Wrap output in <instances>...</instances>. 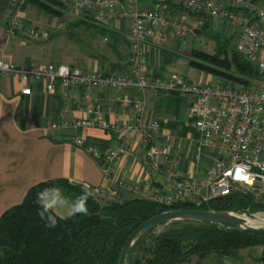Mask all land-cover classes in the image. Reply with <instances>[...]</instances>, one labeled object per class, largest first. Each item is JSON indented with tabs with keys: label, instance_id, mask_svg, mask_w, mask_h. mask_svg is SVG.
I'll list each match as a JSON object with an SVG mask.
<instances>
[{
	"label": "crops",
	"instance_id": "obj_1",
	"mask_svg": "<svg viewBox=\"0 0 264 264\" xmlns=\"http://www.w3.org/2000/svg\"><path fill=\"white\" fill-rule=\"evenodd\" d=\"M38 2L28 0L20 10V18L25 27H34L48 31L54 29L72 31L75 38L73 46L58 50L56 53L45 51L42 43L51 40L32 38L21 32L9 36L6 32L11 26L16 11L12 0H0V53L6 61L25 67H37L53 64H68L83 71H101L108 74L128 73L132 67L130 26L127 19L115 18L102 25L83 21L77 14L70 13L60 3L54 7L60 15L53 13L44 17V11ZM139 8H158L167 19L182 18L191 29L200 28L204 20L185 7L175 4L158 6L154 0H141ZM44 12V13H43ZM189 12L196 22L191 24L184 16ZM37 13H42L38 16ZM208 19L205 20L206 24ZM25 23V24H24ZM226 27L221 34L231 37L233 27L224 21ZM223 26V27H224ZM64 33L60 32L57 34ZM56 34V35H57ZM102 37V41L98 38ZM185 37H172L164 46L148 44L144 51L148 60L150 77H165L176 72L202 84H216L222 81L215 76L194 69L190 64L192 43L182 50ZM52 42V41H51ZM68 45V44H66ZM64 47V45H63ZM54 57V58H53ZM32 96L21 95L22 84L15 76L0 73V217L11 207L20 204L30 188L49 181L64 180L76 186L74 182L86 184L93 189L104 183V174L100 165L84 150L74 144L78 136L108 151L115 143V136L106 130L60 129L50 131L49 126L61 119L62 114L70 119H96V112L87 109L94 102L100 105V118L110 124H125L132 115L130 108H123L113 90L83 88L64 90L57 82L55 91L48 93L44 83L31 84ZM122 95H134V91L125 90ZM91 96V97H90ZM145 122L156 128L158 143L169 152L179 157L178 171L182 176H204L207 169L222 154L221 148H200L199 135L193 127L189 107L179 105V114L175 100L167 93L148 90ZM188 105V101H186ZM109 176L114 182L116 192L113 200L129 201L141 198L130 189L161 187L170 189L166 178L160 173L151 172L143 156V147L139 139L135 140L134 149L127 155L115 159L109 167ZM118 181L128 187H120ZM63 185V184H62ZM66 187V185H63ZM60 187L63 194L68 187ZM68 198V197H67ZM70 200V198H68ZM60 218H69L64 210H57ZM194 264H264V246H255L240 251L238 257L211 253L204 258L195 256Z\"/></svg>",
	"mask_w": 264,
	"mask_h": 264
},
{
	"label": "built area",
	"instance_id": "obj_2",
	"mask_svg": "<svg viewBox=\"0 0 264 264\" xmlns=\"http://www.w3.org/2000/svg\"><path fill=\"white\" fill-rule=\"evenodd\" d=\"M28 0H12L18 9L9 36L18 31L36 39H48L49 32L25 27L20 10ZM70 13L83 21L102 25L115 18L127 19L130 26V72L108 74L101 71H83L68 64H46L25 67L6 61L0 53V73L15 76L22 84L21 95L32 96L31 84L44 83L46 91L53 93L57 82L64 90L83 88L115 91L123 108H130L129 122L110 124L101 118L100 105L95 102L87 109L96 112V119H61L49 126L50 131L60 129L97 128L111 132L115 143L108 151L81 137L74 144L88 153L104 174V183L93 189L96 197L110 198L116 194L109 176L110 164L134 149L136 139L143 147L148 169L166 178L170 189L152 187L130 189L141 198L161 206L192 204L198 209L211 201L245 189L264 197V79H254L251 87H234L224 80L216 84H202L172 72L165 77L148 75V60L144 48L148 44L164 46L172 37H186L193 31L182 18L169 20L158 8H139L141 0H57ZM158 6L182 5L200 15L206 14L214 23L227 22L233 27V47L244 60L264 74V0H154ZM256 86V87H255ZM258 86V87H257ZM125 90L134 95H122ZM148 90L179 93L186 98L194 118L193 127L199 135L200 148H221L222 154L207 169L204 176H182L178 171L179 157L160 145L156 128L145 122ZM91 97V96H90ZM117 185L128 186L118 181ZM175 264H190L179 262Z\"/></svg>",
	"mask_w": 264,
	"mask_h": 264
},
{
	"label": "trees",
	"instance_id": "obj_3",
	"mask_svg": "<svg viewBox=\"0 0 264 264\" xmlns=\"http://www.w3.org/2000/svg\"><path fill=\"white\" fill-rule=\"evenodd\" d=\"M59 4L57 0H47L46 3L38 2V7L48 14L60 15V10L54 7ZM213 37L217 47L213 54L190 50L189 64L193 68L234 79L237 82L232 84L234 87L238 84L250 86L254 79H264L263 73L234 50L232 36H225V41L220 40L221 34ZM203 60L218 67L232 68L234 64L239 76H247L241 79L231 72L225 74ZM162 93L178 101L175 102L176 115L179 114L180 104L190 109L191 104L187 105L186 98L179 93ZM53 186L66 188L65 194L70 200L83 193L79 186L69 185L64 180L43 182L30 188L20 204L11 207L0 217V264H118L125 241L144 221L168 210L198 209L189 203L161 206L143 198L121 202L108 197L89 196L87 216L76 215L64 219L55 214L56 226L47 227L38 215L40 205L36 202V196L41 190ZM262 208L264 197L257 200L254 195L241 191L217 198L199 209L256 214ZM162 225L168 227L159 234H153L156 229L153 228L138 240L130 251L127 264H192L195 256L204 258L217 253L236 258L244 249L264 246V233L239 231L228 225L204 222H169Z\"/></svg>",
	"mask_w": 264,
	"mask_h": 264
},
{
	"label": "water",
	"instance_id": "obj_4",
	"mask_svg": "<svg viewBox=\"0 0 264 264\" xmlns=\"http://www.w3.org/2000/svg\"><path fill=\"white\" fill-rule=\"evenodd\" d=\"M202 26L194 29L188 33L185 37V41L182 44V50L186 49V46L193 42L196 35L201 34L206 30L207 24L205 22L209 17L206 14L201 15ZM67 30H59L56 32H66ZM76 186H79L83 192L88 191L92 198H96V194L93 192V188L86 184L74 182ZM169 222H204L217 225H228L229 228L248 231L255 233H264V218H258L256 214L246 212L235 211H214L203 209H174L159 213L150 219L140 224L125 241L118 260V264H127V259L130 251L138 242V240L146 234L149 230L157 228L158 226ZM252 222H257L259 225L255 226Z\"/></svg>",
	"mask_w": 264,
	"mask_h": 264
},
{
	"label": "rangeland",
	"instance_id": "obj_5",
	"mask_svg": "<svg viewBox=\"0 0 264 264\" xmlns=\"http://www.w3.org/2000/svg\"><path fill=\"white\" fill-rule=\"evenodd\" d=\"M47 1V0H46ZM58 7V5H57ZM45 12V11H44ZM43 12V13H44ZM38 16L42 13H37ZM48 13H44V17L45 16H49L47 15ZM43 15V14H42ZM184 16L188 19V21L191 23V24H196V22L194 21V19L192 18L191 14L189 12H185L184 13ZM208 23H209V28L204 30L201 34H198L196 35V37L194 38L195 41L193 42V44L191 45L193 47V49H191V51L193 50H199V51H204V52H207V53H210V54H213L215 50H217V47H216V42H215V38L213 36H217L218 34H222L225 30V26L222 24H215L211 19L208 20ZM25 24V23H24ZM224 26V27H223ZM41 30V29H39ZM50 32H49V35H53L54 36V39L52 37V39L49 41L47 40L46 42L42 43V46H45V51L46 52H50V53H56L59 49L62 50V49H65L66 47H68L69 45L70 46H73L72 44L74 43L75 41V38H77L76 36H74L73 34L75 33H72V31H69V32H64V33H61L60 34H55V30L54 29H48ZM43 31V30H41ZM48 32V31H47ZM225 34V33H223ZM100 41H102V37H99L98 38ZM220 40L221 41H225V36L222 35V37H220ZM52 41V42H51ZM68 44V45H66ZM64 45V47H63ZM232 49V48H231ZM230 54V52H229ZM192 57V56H191ZM228 57L230 58V55H228ZM54 58V57H53ZM200 60V59H199ZM229 60V59H228ZM203 62H205L206 64H208L209 66H212V67H215V68H218V70L222 71V72H225V74H230L233 73L237 76H239L238 74V71L237 69L234 67V64L232 65V68L231 67H218V65L214 64V63H209L208 61H205L203 60ZM17 65V64H16ZM236 66V65H235ZM231 68V69H230ZM195 69V68H194ZM212 76H215L219 79H223L225 82H227V84H236L237 82H235L234 79H230L228 77H223L224 75L222 76H218V75H214V74H211V73H208ZM247 76V75H246ZM246 76H239L241 79H244V77L246 78ZM261 80V79H259ZM244 84H238V85H235L237 87L239 86H243ZM253 86V83L250 85V86H244L246 88L248 87H251ZM256 87V86H255ZM258 87V86H257ZM246 192V193H249L251 195H254L255 196V199L257 200H261L263 196H259L257 194H254L250 191H247L245 189H238L237 191L235 192ZM246 213H250V212H246ZM258 215H263L264 216V209H260L258 212ZM256 213V214H257ZM264 218V217H263ZM168 227V225H162V226H158L154 231H153V234H159L160 232H162L163 230H165L166 228ZM147 242L149 243V239H147ZM192 263V262H191ZM194 264V263H192Z\"/></svg>",
	"mask_w": 264,
	"mask_h": 264
},
{
	"label": "clouds",
	"instance_id": "obj_6",
	"mask_svg": "<svg viewBox=\"0 0 264 264\" xmlns=\"http://www.w3.org/2000/svg\"><path fill=\"white\" fill-rule=\"evenodd\" d=\"M91 195L85 191L81 195L69 200L59 186L45 188L37 193L36 202L39 203V217L45 221L47 227H55L57 224L56 211L64 210L67 217L76 215H88L87 201Z\"/></svg>",
	"mask_w": 264,
	"mask_h": 264
},
{
	"label": "bare ground",
	"instance_id": "obj_7",
	"mask_svg": "<svg viewBox=\"0 0 264 264\" xmlns=\"http://www.w3.org/2000/svg\"><path fill=\"white\" fill-rule=\"evenodd\" d=\"M256 215H257L258 218L264 217L263 215H258V213ZM252 224L255 225V226L259 225V223H257V222H252Z\"/></svg>",
	"mask_w": 264,
	"mask_h": 264
}]
</instances>
